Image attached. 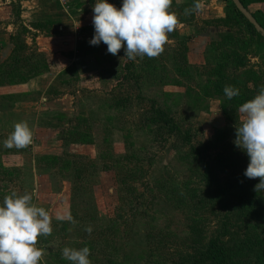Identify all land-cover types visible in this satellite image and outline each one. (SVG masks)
<instances>
[{"label": "rangeland", "instance_id": "rangeland-1", "mask_svg": "<svg viewBox=\"0 0 264 264\" xmlns=\"http://www.w3.org/2000/svg\"><path fill=\"white\" fill-rule=\"evenodd\" d=\"M10 1L0 13V44L12 47L0 46V112L19 103L24 113L0 124V201L35 191L48 211L40 264H69L65 246H87L91 264H213L215 244L229 264H247L249 251L264 260L252 238L264 239V192L254 191L258 177H244L248 157L233 143L238 106L264 85V36L230 0H172L177 24L163 52L134 61L123 46L113 56L88 43L94 0ZM189 1L188 21L178 5ZM254 1L247 6L261 22L264 0ZM49 72L59 74L46 92L1 88ZM226 85L240 94L227 99ZM17 122L32 143L4 148ZM251 205L257 213L240 210ZM63 214L73 221L58 220Z\"/></svg>", "mask_w": 264, "mask_h": 264}, {"label": "clouds", "instance_id": "clouds-1", "mask_svg": "<svg viewBox=\"0 0 264 264\" xmlns=\"http://www.w3.org/2000/svg\"><path fill=\"white\" fill-rule=\"evenodd\" d=\"M171 4L172 0H121L117 8L108 0H94V31L88 43L105 44L106 51L113 56L123 46L124 57L130 61L156 57L163 52L168 34L177 24L176 15L169 11ZM223 93L229 100L240 94L231 85H226ZM237 111L242 121L235 126L233 143L248 157L243 175L248 179L258 177L254 191L264 192V85L251 99L241 103ZM31 143L29 126L17 122L2 146L23 149ZM34 196L35 191L23 194L12 191L0 201V264H40L43 250L36 246L37 238L50 235L52 226L48 211L33 202ZM57 219L73 221L70 214L58 215ZM85 231L90 233L91 228ZM89 255L87 246L79 249L65 246L61 250V258L69 264H91Z\"/></svg>", "mask_w": 264, "mask_h": 264}, {"label": "crops", "instance_id": "crops-1", "mask_svg": "<svg viewBox=\"0 0 264 264\" xmlns=\"http://www.w3.org/2000/svg\"><path fill=\"white\" fill-rule=\"evenodd\" d=\"M25 3L23 4V7L25 6H31V4L38 2V0H25ZM11 9V1L10 0H0V13H5L7 15V11H9ZM1 46V52H3L4 50H9V54L11 53L12 47L11 45L9 46L8 43H4L0 44ZM198 46H200V43L198 44ZM8 56L2 58V60L7 59L9 57ZM59 73H53V72H49L45 75H41V76H37L34 77L32 79H30L29 81H27L26 83H20V84H9L8 86L3 85L1 88H9L8 92H6V95H18V94H27V93H31V92H46L52 85L53 80L56 78V76ZM14 93V94H12ZM22 105H19V103H10V105L7 107L6 111L4 112H0V117H4V120L6 119V121H4L3 119H0L2 121H0V124L3 125H8L11 126L13 123V120L16 116L22 115L24 112V107L22 110ZM31 107V106H30ZM28 109V108H26ZM31 110V108L29 109ZM56 134H59V132L55 131ZM54 135V133H53ZM60 137V136H59ZM70 144V143H69ZM74 145V144H72Z\"/></svg>", "mask_w": 264, "mask_h": 264}, {"label": "trees", "instance_id": "trees-1", "mask_svg": "<svg viewBox=\"0 0 264 264\" xmlns=\"http://www.w3.org/2000/svg\"><path fill=\"white\" fill-rule=\"evenodd\" d=\"M259 1H262V0H259ZM239 2L242 4V6L252 15V17L256 20V22L264 29V19L263 20H261V22H259L258 21V19L259 18H257L256 17V14H254V13H252L251 11H249V9H248V6H247V3H251L252 2V0H239ZM254 2H257V0H255ZM196 2H193V1H189V2H187V3H182V4H180V5H178V7L179 8H181L183 11H185L186 12V10H189V11H187L186 12V17L188 18V21H189V19H192V17H193V15L195 14V12H194V4H195ZM230 3H231V6L235 9V11H236V13H237V15L240 17V18H243L244 20H245V22H247V24L251 27V28H253L254 29V27L242 16V14L235 8V6L233 5V3L231 2V0H230ZM185 21H186V18H185ZM255 30V29H254ZM256 31V30H255ZM260 34V33H259ZM6 76V75H5ZM8 79L10 78V79H14L15 78V75H14V73H7V76H6ZM32 77H30V79H31ZM23 83H26V82H23ZM9 84H20V83H15V82H13V83H11V82H9ZM75 133V134H74ZM74 133H72V134H70L69 135V137H72V138H74V137H77V136H79L78 134H76V132H74ZM68 139H70V138H68ZM67 140V139H66ZM68 142L67 143H70V144H76V143H78V140H67ZM210 177H212V179L215 181V175L214 174H211V176ZM216 188H217V190H216V195L222 200V188L218 185V183L216 184ZM235 196H240V193H238V194H234ZM242 196H243V194H241V196L239 197V198H242ZM247 204H248V202H247ZM242 206H243V204H242ZM244 208H242V207H240V210H242L243 212H244V214H248L250 211L249 210H252L253 212H256L257 213V210H256V208H255V206H253V205H251L250 207H249V209L248 210H246V209H244ZM252 238H254V239H256V240H259V243H263L264 244V239H262L261 240V238L260 237H258V236H253ZM250 238H247V240L250 242V244L252 243L250 240H249ZM218 240H220V239H216V240H213V241H218ZM233 240V239H232ZM222 241V240H221ZM220 241V242H221ZM222 244H224V243H222ZM221 244H215V250L213 251V252H211L210 251V255L211 256H213V260L212 261H214V263L213 264H224V262H226V264H229V260H226V257L229 255V253H226L227 252V250H222V248H221V246H220ZM232 248H234V246L232 247ZM249 249H250V247H248L247 246V250L249 251ZM251 250V249H250ZM249 252H251V254L249 253L248 254V256L247 257H245V259H248V261H247V264H250V262H251V264H264V260L263 259H260V257L258 256H256L255 254H254V252L253 251H249ZM257 257V258H256ZM260 259V260H259ZM230 264H232L231 262H230ZM239 264H241V262L239 263Z\"/></svg>", "mask_w": 264, "mask_h": 264}, {"label": "water", "instance_id": "water-1", "mask_svg": "<svg viewBox=\"0 0 264 264\" xmlns=\"http://www.w3.org/2000/svg\"><path fill=\"white\" fill-rule=\"evenodd\" d=\"M235 8L242 14V16L254 27V29L264 36V29L256 22L252 15L242 6L239 0H231Z\"/></svg>", "mask_w": 264, "mask_h": 264}]
</instances>
